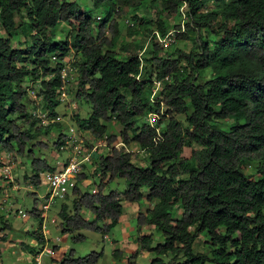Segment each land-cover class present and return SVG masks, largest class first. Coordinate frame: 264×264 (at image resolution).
<instances>
[{"label":"trees","instance_id":"16d2710c","mask_svg":"<svg viewBox=\"0 0 264 264\" xmlns=\"http://www.w3.org/2000/svg\"><path fill=\"white\" fill-rule=\"evenodd\" d=\"M185 1L186 22L182 31L174 25V38L185 40L194 32L195 49H174L162 57L151 41L140 55L121 57L116 16L123 8L138 9L144 0H92L97 16L75 0H0V150L22 156L45 146L35 137L58 123L41 124L22 99L31 90L40 111L55 117L63 86L67 101L70 94L90 108L85 118L70 116L76 130L105 138L107 144L116 138L133 143L147 163L135 165L120 147L100 155L95 191L81 192L76 184L70 208L60 204V232L104 235L117 224L122 202L144 199L148 204L137 213L136 224L151 226L161 236L157 242L150 233L135 239L138 251L153 255L148 264H264V0H213L209 12L203 8L211 0H160L170 17ZM60 22L69 26L63 40L55 30ZM154 25L160 35L168 30L159 19ZM203 29L217 39H203ZM18 34L23 38L12 47ZM70 55L76 85L68 91L71 82L64 83L60 71ZM157 80L163 82L151 102ZM150 111L158 116L154 127L138 125V118ZM112 119L120 129L117 135H106ZM156 127L159 136L153 141ZM63 137L52 147L58 150ZM184 147L191 148L187 156L181 154ZM31 163L35 174L25 179L38 185L36 172L53 167L40 158ZM250 164L255 167L246 174ZM114 178L124 179L125 188L103 193ZM34 207L29 215L38 219ZM83 209L91 214L90 221L81 215ZM173 209L180 210L177 217ZM25 234L38 246L27 247L32 254L48 241L37 229ZM202 234L208 253L192 250ZM101 254L72 257L71 250L59 264H95ZM112 254L120 258L118 250ZM136 255H128L125 264H135Z\"/></svg>","mask_w":264,"mask_h":264},{"label":"rangeland","instance_id":"374dc122","mask_svg":"<svg viewBox=\"0 0 264 264\" xmlns=\"http://www.w3.org/2000/svg\"><path fill=\"white\" fill-rule=\"evenodd\" d=\"M78 4L81 5L91 16L98 15L99 13L92 8V0H75ZM214 1H209L208 4L205 5L204 12L212 11ZM187 8V2L181 3L179 5V9L185 12ZM100 16V15H99ZM98 16V17H99ZM139 18L138 20L136 18ZM156 19H159L162 23L166 24L168 27V30L165 32L167 33L168 37H170L171 41L169 42L167 39L165 41V45L162 47L156 40H150V33L152 30L155 29L154 21ZM17 21V17H16ZM116 21L119 26V36L116 41V50L120 54L121 57L125 56L127 53L134 52V53H141L143 49L147 51L149 45L152 43H155L158 47L157 54L162 57H166L169 53H171L174 49H180L183 51H188L189 49H195V33L191 32L189 33V38L185 40H176L174 38V25H180V31H182L183 26L182 24L186 22L185 17L179 13V11L176 12V14L173 17H170L166 14V12L162 8V4L160 0H144L143 4L138 7V9L132 10L131 8H123L119 15L116 16ZM18 22V21H17ZM69 29V26L64 23L60 22L56 26V33L59 39L63 40L68 38L66 35L67 31ZM164 33V34H165ZM201 36L203 39H207L209 43H213L214 40L217 39L213 34L209 33L207 30L203 29L201 30ZM22 36L18 34V38L12 39L11 46L15 47L17 46V40H22ZM150 40V41H149ZM169 43V45H167ZM167 45V46H166ZM67 59L66 65L71 69V73L69 72L67 75L73 74L74 68L72 67V64L69 63L70 57H65ZM76 61H80L79 58L76 59ZM76 75H74V79L70 84L66 86V89L69 91L70 89L74 88L76 85L75 80ZM200 79H202L200 77ZM74 83V84H73ZM26 98L24 97L22 100L26 104V108L33 112H40V101L37 97H34L31 93V90H26ZM68 101L60 103L56 108V113L59 116V120L57 121L58 125L52 127L47 134H41L37 135L35 137V140L42 142L45 146L44 147H34L32 148L31 154H24V155H18L15 154V152H8L13 162H15V167L13 168L14 171H17V176L15 179L17 180L18 184V190L10 191L11 200L8 197H5V208L11 207L13 216H15L14 211L17 209H20L26 214V217H18V219H24V222L26 225H28L30 228H33L31 230H35V228L39 231L38 228V222L36 219H33L29 212L34 207H39L40 200L38 195H41L45 193V183H44V173L45 171H37L39 183L38 185H33L32 183H29L28 180L25 179L26 177H30L31 175L35 174V172L32 170V159L33 158H40L44 159L45 162L52 166H56V163L64 162L68 157V151H60L57 150L55 147H52V142L55 141L60 135L62 134H68L69 128H75L73 126V122L71 118L73 117V114H78L80 117H87L89 113V105L83 103L74 101L71 99L70 94H68ZM189 113V111H187ZM71 116V118H70ZM176 118L180 121H183V117H180L179 115L176 116ZM142 122H146L145 116L139 117L137 120V124H141ZM23 127L25 125L21 124ZM106 135H117L118 131L120 129V125L114 121L113 119L106 123ZM121 141L119 138H116L114 143H117ZM111 148V146H107V148L98 147L93 154L92 160L90 159L89 164H83L80 173L83 174V176L80 178L79 181H77V187L81 192H90L91 189L95 188L96 185H98L99 178L96 175L97 172V159L100 155H103L109 151L108 148ZM121 147V146H118ZM130 147L132 149L135 148V145L133 143H130ZM89 149V147H86ZM190 147H184L181 151L182 156H187L190 152ZM2 151V150H1ZM135 165L138 166H144L147 163L146 155L144 153L142 154H136L134 156V161H132ZM18 164V165H17ZM17 165V166H16ZM253 167H255V164L247 165L245 168V173L250 174L252 172ZM12 170V171H13ZM96 170V172H94ZM80 175V174H79ZM14 179V181H15ZM126 186V183L124 179L120 178H114L110 181H108L102 192L107 193L111 190L114 191H122ZM73 196L68 194L66 198L63 200V202L66 204L68 209L70 208L71 200ZM35 200V203H34ZM62 203V202H61ZM55 204L51 212L57 217V210L60 207V204ZM81 215H83L87 220H91V214L87 210H82ZM180 214V210L173 209L172 210V216L177 217ZM0 215L6 216L7 212L6 209L0 208ZM13 219V217H12ZM18 219H14L12 224L19 226L22 222L18 221ZM58 223V220H57ZM128 226L133 227V231L130 232L128 228L123 226L125 228L114 226L112 227L106 234L107 237L101 235L98 232L88 231V230H78L73 233H62L57 227L49 226L47 225V229L49 230V237L48 239V245H56L55 250L52 253V258L56 259L57 261H60L65 254H68L69 251L72 250V257H82L90 252H96L100 253L102 252L101 256L98 258L97 262L95 264H110L109 260L111 259V252L114 249H120L124 250V248L121 247V243L126 241L127 243H132L134 237L138 235V229H136V222L135 219H129L128 220ZM30 230V231H31ZM142 233H147L146 229H141ZM150 234L152 235L153 242H157L161 240V236L159 233L154 231L152 228L148 230ZM125 234V235H123ZM76 235H83V239H74ZM48 236V231L45 234L44 237ZM207 239V236L205 234H202L198 236L195 241L192 244V250L194 252H203L208 253L205 245L203 242ZM2 243L0 242V245ZM123 244V243H122ZM67 246V247H66ZM132 250L128 249L127 252L130 255L133 253ZM137 251V250H136ZM153 257L152 254H148L147 257H142L140 254L136 255L135 258V264H148L149 260ZM1 258H4V255L1 256ZM3 260V259H2ZM57 264V263H56Z\"/></svg>","mask_w":264,"mask_h":264},{"label":"built area","instance_id":"2783aa9c","mask_svg":"<svg viewBox=\"0 0 264 264\" xmlns=\"http://www.w3.org/2000/svg\"><path fill=\"white\" fill-rule=\"evenodd\" d=\"M183 17L185 16V12L181 9L178 10ZM168 33V32H167ZM167 33L164 35H160L156 30H152L150 33L154 35L155 40L163 47L166 39L170 42L171 39L168 37ZM169 45V43L167 44ZM166 45V46H167ZM139 53L138 55H140ZM71 69L64 65L60 71V77L65 82H72L74 79L75 70L72 71L73 74L67 75ZM71 73V72H70ZM137 78V77H136ZM163 80H169L167 76L164 77ZM163 80H157L153 82V87L151 88V93L149 96V100L151 102H155V96L157 91L161 89V85ZM33 94V92L31 91ZM35 97V95L33 94ZM57 99L60 102L67 101V94L63 91V86L60 87ZM162 104L159 109V113L163 115ZM36 117L40 119L41 124L46 125L47 123L57 122L59 120V116L48 117L46 112H32ZM146 123L150 126L154 127V120H158V116L154 111H150L145 115ZM156 134L153 138V141L158 139V128H155ZM62 142L58 145V149L60 151H68V157L64 162L56 163V166L51 171H45L44 173V183H45V193L38 195L40 204L39 207L35 208L34 213L38 217V228L41 235L44 237L47 233V225H56L57 217L51 212L52 207L55 204L61 203L66 196L71 193L73 187L76 186L77 177L80 174V170L83 164H89L90 159L92 160L93 154L95 153L98 147L107 148V146L116 147L121 146V150L124 153H128L131 160L134 161V156L136 154L144 153L142 149L130 147V144H123L121 141L117 143L107 144L105 138L103 139H94L90 135L84 132H80L74 128H69L68 134H63ZM89 147L87 149L86 147ZM111 149L110 147L108 148ZM15 162H13L11 155L3 151L0 154V181L5 184L13 186L14 183V170ZM13 170V171H12ZM95 189H91V192H94ZM7 197V196H5ZM5 197L2 198L1 203L5 204ZM14 214L18 217H26V214L17 209L14 211ZM45 239V238H44ZM52 253L51 247L44 243L40 247L38 253L33 254V262L34 264L40 263V258L43 255H50Z\"/></svg>","mask_w":264,"mask_h":264},{"label":"crops","instance_id":"0c3cea01","mask_svg":"<svg viewBox=\"0 0 264 264\" xmlns=\"http://www.w3.org/2000/svg\"><path fill=\"white\" fill-rule=\"evenodd\" d=\"M135 148H137V147H135ZM2 152L3 151L0 150V154ZM16 176H17V171H14V179ZM14 183L15 184L13 186H11V185L5 184L2 181H0V208L3 210L6 209V212H7L6 216L0 215V237H2L0 239V242L2 243L0 245V264H34L33 259H32L33 254H32V252H29V249L27 247H30V248L34 247V249L35 248L37 249L38 246H36V242H35V239L33 237L27 236L25 234L26 231H29L33 228H30L28 225H26L24 222V219L20 220V219H18V216H16V215L13 216V213L11 212L12 211L11 207H9L7 209V208H5L4 204L1 203L2 198L5 196H7L11 200L10 191L18 190V184H17L16 179H15ZM147 204L148 203L144 199L140 200L138 203L137 202H122L121 214L119 216V220H118L116 225L119 227H122V228H124L123 226H125L126 228H128L130 230V232H132L134 229L132 226H128V224H129L128 220L132 218V219H135V222H136L137 213L143 212V210L145 209ZM12 217H13V219H12ZM31 217L33 219H36L37 222H39L35 216H31ZM91 218H92V216H91ZM14 219H18V221H21L22 223L19 226L13 225L12 222ZM57 220H58V218H57ZM3 223H5V224H3ZM6 224H8V226ZM57 224L58 223L56 221V225H49V226L57 227ZM143 228H145L147 231V233H145V234H149L150 232H148V230L152 227L148 226V225L138 226L136 224V229H138V231H139L138 235L136 237H134L132 243H127L126 241L122 242L123 244L121 243L122 248H124V246H125L124 250L114 249V250L119 251V253H120L119 259L114 258L113 254H112V252H113V250H112L111 259L109 260L110 264H125L126 258L129 254L127 252L128 249L132 250L133 252L137 250V255L140 254V256H142V257H144V256L147 257L148 254H151L150 252H147V251H138V246H137L135 239L140 235H144L141 231V229H143ZM47 231H48V236L44 237L45 239L49 237V230H47ZM124 231H125V228H124ZM39 233H40V231H39ZM123 235H125V234H123ZM103 236L107 237L106 234H104ZM47 244H48V242H47ZM50 247L52 249V247H56V245L50 244ZM53 251L54 250L52 249V253H53ZM52 253L50 255L41 256L39 264H56V263L59 264V261L52 258V256H51ZM2 255H4V258H1ZM134 261H135V259H134Z\"/></svg>","mask_w":264,"mask_h":264},{"label":"clouds","instance_id":"9594fccd","mask_svg":"<svg viewBox=\"0 0 264 264\" xmlns=\"http://www.w3.org/2000/svg\"><path fill=\"white\" fill-rule=\"evenodd\" d=\"M36 97V96H35ZM75 129V128H74ZM63 135V134H62ZM58 147V146H57ZM59 150V149H58ZM123 152V151H122ZM131 159V158H130ZM132 161V160H131ZM76 184H77V182H76ZM93 189H95V188H93ZM91 192V191H90ZM70 194V193H69ZM63 202V201H62Z\"/></svg>","mask_w":264,"mask_h":264}]
</instances>
